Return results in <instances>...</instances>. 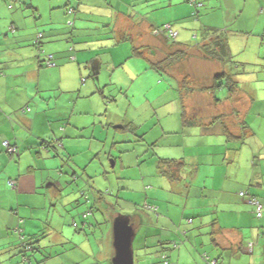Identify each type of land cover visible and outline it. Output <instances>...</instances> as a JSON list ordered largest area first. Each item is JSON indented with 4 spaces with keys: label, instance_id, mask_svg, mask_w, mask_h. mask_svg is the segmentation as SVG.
<instances>
[{
    "label": "crops",
    "instance_id": "1",
    "mask_svg": "<svg viewBox=\"0 0 264 264\" xmlns=\"http://www.w3.org/2000/svg\"><path fill=\"white\" fill-rule=\"evenodd\" d=\"M15 1H22L25 4L19 3L16 6ZM43 1L0 0V202L6 208L9 207V212H12V208H17L20 212L25 204L33 208L42 203L46 207L53 201L55 204L58 203L57 206L61 205L63 201L72 204L74 200L81 199L80 194L83 195V191L88 192L90 198L88 202L91 203L93 194L91 191L95 190L91 183H88L89 187L87 184L78 183L72 188H66L61 179L51 178L48 186L53 189L51 192L45 193L44 199L41 198L44 194L42 188L45 186L46 180L38 171L45 169L46 166L37 164L41 159L51 155L45 149V143L42 144V142L56 138L58 129L55 128L54 132L50 134L49 127L52 123L47 115V111L50 110H42V106L38 103L36 106L41 110L35 112L27 110L30 105L28 101L33 98L29 92V86L35 82L38 86L46 69H52L53 73L57 74L55 71H60L71 63L69 57L72 60L77 58L73 52L77 49L78 42L72 32L67 37L70 43L65 45L68 56L63 49H57L56 45L49 44L55 39L60 40V38L54 39V35L68 18L63 15L66 13V6H74L77 11L85 14L97 6L99 12H105L106 15H112L113 6L105 0H45L48 1L50 18L42 22L40 19L46 14L42 13L39 2ZM146 1L148 4L143 8L150 5L153 8H167L161 11L166 15L163 20L184 23L182 26L178 25L180 28L191 26L192 23L198 24L194 19H185V16L190 15L194 10V6L187 3L186 0H161L156 3L150 2L153 0ZM201 1L208 4L204 13L206 15L200 18L201 22L216 25L217 23L212 22L213 18H219L220 22L222 16L225 18L224 27L227 26L229 29L230 49L234 55L238 54L235 60L246 62V66L248 63L261 62L258 66L264 68V63H262V59H264L262 52L264 49V27L259 32L263 33V36L249 44L239 43L238 36H236L237 30L229 26L234 18L233 12L240 7L238 1L247 7L248 13L257 16V24L260 22L264 24V0ZM10 3L14 4V11L9 8ZM169 10L181 11L182 15L167 14ZM117 11L114 13L115 24L112 29L116 31V37H121L124 32H132L137 35L139 29L150 30L153 24L160 22L155 16L152 18V15L144 16L143 13L140 15L133 13L140 20L132 19L130 15L128 20L120 16L125 12ZM199 12L200 10L196 9V16ZM31 15L34 16L31 17ZM72 15H74V20L76 19L74 22L76 26L78 15L76 12ZM205 17L208 19L205 20ZM11 22L16 23V29H9ZM38 30L44 32L42 54H38L34 47L29 45L32 41L31 38ZM187 31L181 30L178 36L181 34L183 38H187L189 36ZM47 33L52 35V39H49ZM97 40H101V38ZM142 41L146 43L147 39L139 37V43ZM50 54L54 55L55 65L51 67L47 65L49 68H46V65L40 61L42 56ZM164 56L163 53L156 55L157 59L153 62ZM192 56L195 57V62L209 60L198 53L192 54L191 52L190 57ZM61 57H65V59L60 60ZM186 60L175 63L173 68L167 71L173 83L170 88L172 92L170 100L174 99L176 103L179 101L180 107L177 106L176 110H167L168 112L166 111L161 116L163 122L168 125L164 127L162 123L164 134H161L160 138L166 139L167 142L161 144V147L168 149L162 151L161 158H184L187 164L180 177L171 179L161 173L158 168V160L157 169L150 174L143 175L146 180L143 200L145 203L156 205L154 211L143 210L142 206H139L135 201L136 199H124V196L122 198L120 194H118L119 197L110 194L113 196L112 199H109L108 204H104L105 209H108L105 215L106 224L99 226L102 228V234L97 235L101 237L100 249L94 252L86 248L79 256L76 252L78 249L73 250L74 255L72 254L68 264H112L115 248L113 226H110V220L114 221L116 216L128 214L131 215V222L136 227V233L138 232L134 239V264L158 263L162 259L163 251L158 243L173 241L179 244L177 240L182 243L168 251L171 264H181L182 257L185 259V264H205L204 254L209 259H215L219 264H264V215L262 218H257L250 197L242 196L240 193L248 191L254 195L262 202L264 210V88L258 89L256 85L248 88L247 83L250 82L246 80L248 77L239 79L237 76L239 88L228 99H226L227 94L222 97L221 101H218L215 98V93L213 94L209 88L213 85L215 75L224 66L212 60L218 65V69L215 70L217 72L213 73L210 78L209 75L205 77L207 80H201L202 84L199 82L195 89L194 82L200 78L197 75L198 70L192 71L183 66ZM132 75L136 74L133 72ZM187 79L188 82H186ZM262 81H264V76ZM64 82L60 83V89L65 88ZM181 83L187 84L188 87L192 86L195 90L186 91L187 95L183 96L184 103L182 104L180 102L181 95L179 97L180 92H175L176 89L173 87V85ZM44 85L43 81L40 91L52 90L48 85ZM260 90H262V94H259ZM236 93L239 94L238 97L235 96ZM50 99L46 100L48 106L51 103ZM183 109L186 112V117L191 120V123L185 126L182 125ZM30 111L31 113H28ZM157 112L155 110L154 114ZM221 117L226 122L228 129L234 133L231 139L227 137L224 126L218 120ZM123 119H120L119 122H123L122 125H128V128L134 124V121L126 116ZM244 121L248 127L246 141L249 140V146L247 149L242 147L245 142L239 143V137L244 136L242 128ZM122 125L116 127L122 128ZM37 126H40V129L35 133L34 129ZM179 126L181 131L175 129ZM178 137L181 138L178 139ZM5 139L18 146L19 155L10 154L4 149L2 142ZM162 139H159L160 142ZM153 146L157 148L158 145L153 144ZM239 146L240 149L236 152H229L232 150L230 148ZM113 163L115 164V161ZM30 164H35L37 170L30 169ZM106 173L108 182H104L103 185L110 187L109 173L107 171ZM9 181L14 185H10ZM58 189L62 190V193L53 198L52 196L56 195ZM108 190L117 194L113 192L112 187ZM89 192L91 193L89 194ZM102 195L104 194L101 193ZM119 199L128 200L132 205L130 210L133 211L125 213L123 210L115 208ZM100 200L95 202L97 204L103 202L104 197ZM139 208L140 211H138ZM135 211L140 212L144 224L137 222L138 216L132 213ZM4 215H10L9 219L11 220L15 219L12 213ZM7 216L4 219H7ZM0 223H2L1 218ZM211 231H214L215 234H212ZM74 240L78 244L82 242L85 245L93 241L90 236H85L80 240L81 242L77 239ZM59 242L61 239L58 235L54 242L51 241L54 244ZM16 244H18V238L8 237L3 240V248L6 249L0 253L9 251L8 255L11 258L8 263L12 260L11 264H19L22 259L18 254ZM5 257L8 258L7 255Z\"/></svg>",
    "mask_w": 264,
    "mask_h": 264
},
{
    "label": "rangeland",
    "instance_id": "2",
    "mask_svg": "<svg viewBox=\"0 0 264 264\" xmlns=\"http://www.w3.org/2000/svg\"><path fill=\"white\" fill-rule=\"evenodd\" d=\"M158 1L161 0L150 2L156 3ZM105 2L113 6L112 15L99 12L97 6H94L91 11L89 10L88 14L81 11L76 12V15H78L76 22V27L78 28V47L73 54L77 58L72 60L69 57L71 63L64 69L55 71L57 74H54L52 69H46L39 85L37 86V82H35L29 86V92L33 96L28 101L30 104L29 110H34L33 112L41 110L37 108L36 103L42 106V110H50L47 111L49 120L52 123L49 127L50 134L54 132L55 128L58 129L56 131L57 137L54 138V141L57 142V148H50V157L41 159L40 162L41 165L46 166L45 169L39 171L46 180L45 186L42 188L44 194L41 198L44 199L46 197L45 193L51 192V189H53L48 186L51 178L61 179L66 188H72L78 185V183L86 184L87 180H90L91 186L95 188L94 192L98 198L103 193L106 199H112L111 196L106 194L108 193L107 189L112 187L113 192L117 193V196L120 194L122 198L124 196V199H136L135 201L138 205L143 206L145 204L143 200L145 195L144 190L146 189V180L143 178V175L150 174L157 169L158 158L163 155L161 154L162 151L168 149L161 147V144L167 142L166 139L160 138L161 134H164L162 123L164 127L168 126L163 122L161 116L167 110H176L177 106L180 107V103L179 101L176 103L174 99L173 101L170 100L172 96L170 88L173 83L167 73L160 74L153 68L151 69L149 60L143 56H131L132 44L130 40L117 43L119 37H116V31L112 30L115 24L114 13L120 10L122 13L125 12L123 15H120L125 19H128L130 15L132 19L137 20H140L139 17H135L133 13L136 15L143 13L144 16L152 15V18L155 16L156 19H159L160 22H156L158 25L171 23L172 20H163L166 15L161 11L166 10L167 8L165 7L153 8L150 5L143 8L148 4L146 0H105ZM186 2L193 5L194 10L190 15L185 16V19H194L198 24L192 23L191 26L180 28L178 27L180 23H172L174 30L180 33L181 30L183 32L188 30L187 35L189 36L183 38L180 34V36L175 38L177 41L193 44L200 39V28L204 27V25L214 27L225 26V18L223 16L221 22L219 18H213L212 22L217 23L216 25L200 21V18L206 15L204 14L206 12L205 9L208 7L206 2H203L204 6L202 5L199 8L192 2ZM238 4H240V7L237 11L233 12L234 18L229 26L237 30L236 36H238L239 43L252 44L257 38L263 36V33L259 32L262 31L264 24L261 22L257 24V16L248 13L247 7L241 1H238ZM196 9L200 10L198 16H196ZM108 12L111 13L110 11ZM167 14L180 16L182 12L169 10ZM33 16L31 15V17ZM73 16L67 15L68 18L60 25L61 29L54 35V39L60 38V40L55 39V41L49 43L56 45L57 49H63L66 55L65 45L70 43L67 37L71 28L73 30V26L69 25V22L72 23L74 21ZM49 18L50 15L46 14L40 20L43 22ZM152 18L150 17V19ZM204 19L208 18L205 17ZM99 38L101 40H97ZM133 41L137 45L144 43L143 41L141 44L138 43L135 38H133ZM262 52L264 53V49H262ZM196 53L204 56L197 49L192 51V54ZM235 55L236 59L238 54ZM64 59L65 57L60 58V60ZM152 59L155 60L157 58L154 56ZM195 60V57L192 56L183 63V66L190 68L192 71L198 70L197 75L200 78L194 82V87L197 89L199 82L202 84L201 80H207L205 77L209 75L210 78L213 73L217 72L215 70L218 69V65L212 60H199L196 62ZM262 63H264V59H262ZM260 64L261 62L248 63L246 72L240 74L241 76L238 75L239 79L240 77H248L246 79L250 81L247 83L248 88L255 85L258 89L264 88V81H262L264 68L258 66ZM178 66L180 65L178 64ZM46 68L49 67L46 66ZM220 69L223 68L221 67ZM133 72L136 74L135 76L132 75ZM43 81L52 90L40 91L43 87ZM63 81H65V88L60 89V83ZM173 87L177 88L176 85H173ZM238 93L235 94L236 97L239 96ZM227 94L226 87L215 90V95L218 97H225ZM259 94H262V90L259 91ZM47 98H51L50 108L46 103ZM155 110L158 111L156 114H154ZM28 113H31V111ZM125 116L134 121V124L123 130L118 129L116 126L123 124V122L120 123L119 121L120 119L124 120L123 117ZM180 126L175 129L181 131ZM39 129L40 126H37L34 132L37 133ZM180 138L178 137V139ZM159 139H162L161 142ZM245 143L242 144V147L247 149L249 140ZM153 144H157V148ZM229 152H233V150H229ZM114 161L115 164L113 163ZM106 171L109 173L110 187L103 185L104 182H108ZM59 193H62V190H56V195L52 197L55 198ZM80 197L81 203H84L83 205L86 209L93 205V203L90 204L86 201V197L82 194H80ZM85 204H89L88 207ZM72 206L76 207V201H73ZM72 206L69 205L70 210L67 214L62 208H56L54 201L52 205L49 206L48 204L46 207L35 206L33 208L31 206H23L22 213L20 214L23 217L21 223L27 222L28 219L42 222L49 220L54 228L60 225L66 229L67 234H75V239L80 241L85 235L78 234L79 231L72 222L74 221L73 216L76 215L75 218L81 226L83 219H81V212L85 209L82 207L74 208ZM93 206H95V212L105 217L108 209H105L104 204L102 208L98 207L95 203ZM115 208L123 210L125 213L133 211L130 210L132 205L129 204L128 200L123 201L119 199V203ZM8 209L9 207L6 208L0 202L1 221L7 216L4 214L9 213ZM138 211H140V208ZM138 211L132 213L138 216L137 222L143 223ZM110 226H113V219L110 220ZM96 229L98 230L97 234L102 230L99 226L93 230ZM90 231L87 230V233L93 241L87 243V245H83L81 249L78 247L80 251L74 249L78 252V256L86 248L90 251L93 249L94 252L100 249L97 242V238L100 236H94L92 235V230ZM54 234L50 235L49 238L53 239ZM67 234L65 236L69 237ZM3 240L4 237L0 233V251L6 249L3 248ZM177 241L182 243L180 240ZM50 249L56 251V253L59 252V254H54V257L48 259L47 263L42 264H60L61 262L68 264L70 262L72 258L71 253H69L70 251H66L61 245L55 246L54 250L52 247ZM71 252L74 255V251ZM8 253L9 251L0 253V259L6 255L8 258H11ZM37 255L38 257L41 256L40 254ZM0 264L9 263L5 260L4 262H0ZM153 264L163 263L159 260L158 263ZM181 264H185L183 257L181 258Z\"/></svg>",
    "mask_w": 264,
    "mask_h": 264
},
{
    "label": "trees",
    "instance_id": "3",
    "mask_svg": "<svg viewBox=\"0 0 264 264\" xmlns=\"http://www.w3.org/2000/svg\"><path fill=\"white\" fill-rule=\"evenodd\" d=\"M186 1L192 2L198 8L201 7L202 5L204 6L201 0H194V1L186 0ZM19 3H22L23 5L25 4L22 1H15L16 6ZM40 7H41L42 13L48 14V11H49L48 1L44 0L43 3L40 4ZM9 8L14 11V8H15L14 4L10 3ZM65 9H66V13L63 14L64 16L72 15L73 13L77 12L76 7L74 6L68 5L66 6ZM36 14H39V13L36 12ZM75 20L72 21V23L69 22V25L73 26V30L71 28L70 32H72L73 35L77 37L76 29L78 30V28L74 25ZM16 27L17 25L15 22H11L9 25L10 30L16 29ZM228 31L229 29L227 26L224 28H219V27H214V26H204L201 28V31H200V39L196 43L190 44L188 42H180L175 39L178 37L179 32L174 30L172 22H171V23L161 24V25L153 24L150 27V30H143V28L139 29L140 34L137 33V35L132 32L131 33L124 32L122 36L117 39V43L130 40L132 44L131 56H143L144 58L149 60L151 69L153 68L160 74L167 73V71L173 68L175 63L189 58L191 56V52L193 51V49L194 50L197 49L201 51L202 54L207 59L217 61L221 65L224 66V68L215 75L213 85L209 89L214 94L215 90H217L218 88L226 87L227 92H228V97L226 99H228L239 88V82L237 80V76L240 74H244L246 72V62L235 60L234 55L230 49ZM173 33H176V34L173 35ZM47 35L50 38L52 36L51 34H48V33ZM146 35L148 36V38ZM139 37L146 38L147 42L143 44L140 43L141 45H137L136 43H134L133 38H135V40H137L139 43ZM43 38H44V32L38 30L37 32H35V35H33V37L31 38L32 39L31 44H29L30 46L34 47L35 51L38 54L43 53V40H44ZM160 53H163L165 56L162 59H159L156 62H153L152 58L156 55L158 56ZM40 62L46 66L47 65L50 66V63L53 64V62H55L54 55L52 54V55L42 56ZM232 70H235V71L233 72ZM186 82H188V79L186 80ZM176 86H177L176 90L180 92L179 97L181 95L180 97L181 104L184 103L183 96L187 95L186 91L187 92L195 91L192 86L188 87V85L185 83L177 84ZM215 98L218 101L222 100V97H218L217 95H215ZM50 107L51 105L49 104V108ZM29 108L30 107H27V110H29ZM218 120H220V122L224 126L225 128L224 130H225L227 137L231 139L232 138L231 136H233L234 133L228 129L227 124L222 117ZM188 123L190 124L191 120L186 117V112L184 110L182 125L185 126ZM126 128H128V126L122 125V128H118V129L123 130ZM242 128L244 129V136L239 137L240 144L246 142V139L248 137V134L246 132L248 128L246 125V121H244V125L242 126ZM5 141H8V144H6ZM228 141L230 142L231 140H228ZM2 143H3L4 149L8 153L13 154V155L15 154L19 155L20 151H19L18 146H16V144L11 143L7 139L3 140ZM43 143H45L44 147L46 150L48 149L47 150L48 153H51L50 148H53V149L57 148L56 146L57 142L54 141V138L50 139L49 141L44 140L42 144ZM230 149L236 152L238 149H240V146L237 148L233 147ZM40 162L41 160L38 162L37 164L38 166L41 165ZM158 162H159L158 164L159 171L171 179H177L178 177H180V174L182 173L183 169L185 168V165L187 164L184 158H161L159 157ZM29 168L32 169L33 171L37 170V167L35 164H30ZM90 182H91L90 180H87L86 184L88 187H89L88 183ZM9 184L14 185L13 183H11V181H9ZM90 189H93V188H90ZM91 192L93 193L91 196L92 198L91 203H93V205L95 203L96 205H98V207L102 208L101 205L108 204L107 202L109 201V199H106L104 195L98 198L94 191H91ZM91 192H89V194ZM241 192H244V194H241L242 196H249L250 200H252L251 202L254 204L255 216L257 218H262L264 215L262 202L259 199H257L254 195L250 194L248 191H241ZM94 194H95V197L93 198ZM108 194L109 195L111 194L114 197L117 196V194H113L109 192V190H108ZM83 196L86 197L87 201L90 200L88 196V192L83 191ZM103 197H104L103 202H99L98 204L97 202H95L97 200L103 199ZM256 200L261 205V215H258V210H257L258 204L255 203ZM74 201H76V207L72 206L73 203L72 204L65 203L64 201L61 202V205L59 206H57L58 203L55 204V207L57 206L56 208H62L66 214L70 210L69 205H71L74 208H81V207L84 208L85 210L81 212L82 213L81 219L83 218L81 226H80V223L75 218L76 215L73 216L74 221L72 223L79 231L78 234L80 235L84 234L85 236H88L87 230H89V232H91L90 230H92L93 232L92 235L94 236L102 234V232L97 234L98 230L97 229L93 230V229L97 226H100L101 224L102 225L106 224L105 217H103L98 212H95V206L91 205L88 209H86L83 203H81V199H77ZM148 203H145L142 206L143 210L144 209H150L152 211L156 210V205H151ZM25 206H29V205L25 204ZM39 206H45V204L42 203ZM111 206L112 208H114L113 205ZM11 211L12 212H9V213L14 214L15 219L11 220L9 219L10 215L7 216V219H4L0 225L1 226L0 233L3 235L5 240L8 239V237L18 238V244L16 245L18 247L17 251L19 255H21L22 257V259H20V262H19L21 264L47 263L48 259H51L52 257H54L53 256L54 254L55 255L59 254V252L56 253V251H52L50 247H52L54 250L55 246L61 245L63 249H65L66 251H70L69 253H71L72 255L71 251H73L74 249H78V247L81 249V247L85 245V244H82L81 241H80L81 243L79 244L75 242L74 240L75 234L74 235L67 234L66 229H64V227L60 225L55 226L54 228L49 222V220H44L42 222V221H34L33 219H28L27 222L21 223V220L23 219V217H21L20 214L22 213V211L18 212L17 208H12ZM211 232L212 234H215L214 231H211ZM53 233H55L54 238L53 239L49 238L50 235H52ZM137 233L135 237L137 236ZM65 234L69 235V237L65 236ZM57 235L60 237L61 242L55 243V244L51 243V241L52 242L55 241V238L57 237ZM85 236H83V238ZM100 240H101V237L97 239L99 247H101ZM134 242L135 241H133V249H134ZM172 242L173 241H166L163 243H158V245L161 246V249H163L161 253V257H162L161 261L163 264H171V261L169 260L168 251L180 244L176 242H173V244H171ZM66 251H63V252H66ZM78 251L80 250L78 249ZM92 251L94 250L92 249ZM37 254H40L41 256L38 257ZM203 258L206 261L205 264H219L215 259H209V257L206 254L203 255ZM5 260L8 262L9 258L3 257L0 259V262H4ZM11 262L13 261L11 260ZM11 262L9 264H11ZM60 264H65V262H61ZM98 264H101V263H98Z\"/></svg>",
    "mask_w": 264,
    "mask_h": 264
},
{
    "label": "water",
    "instance_id": "4",
    "mask_svg": "<svg viewBox=\"0 0 264 264\" xmlns=\"http://www.w3.org/2000/svg\"><path fill=\"white\" fill-rule=\"evenodd\" d=\"M136 227L131 222V215H118L113 221L114 264H134L133 241Z\"/></svg>",
    "mask_w": 264,
    "mask_h": 264
},
{
    "label": "built area",
    "instance_id": "5",
    "mask_svg": "<svg viewBox=\"0 0 264 264\" xmlns=\"http://www.w3.org/2000/svg\"><path fill=\"white\" fill-rule=\"evenodd\" d=\"M194 1V0H193ZM176 33H173V35H175ZM241 194H244V192H241ZM252 201V200H251ZM255 203L258 204L257 210H258V215H261V205L258 203V201L256 200Z\"/></svg>",
    "mask_w": 264,
    "mask_h": 264
},
{
    "label": "clouds",
    "instance_id": "6",
    "mask_svg": "<svg viewBox=\"0 0 264 264\" xmlns=\"http://www.w3.org/2000/svg\"><path fill=\"white\" fill-rule=\"evenodd\" d=\"M50 65H55V62H53V64L50 63ZM6 144H8V141H5Z\"/></svg>",
    "mask_w": 264,
    "mask_h": 264
}]
</instances>
